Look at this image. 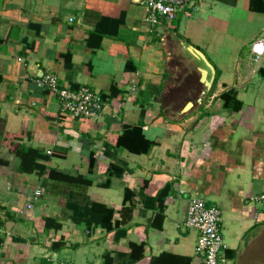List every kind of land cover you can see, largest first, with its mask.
<instances>
[{"label":"crops","instance_id":"obj_1","mask_svg":"<svg viewBox=\"0 0 264 264\" xmlns=\"http://www.w3.org/2000/svg\"><path fill=\"white\" fill-rule=\"evenodd\" d=\"M186 9L152 27L144 0H0L2 264H203L192 199L221 210L228 264H264V63L250 53L264 0ZM190 47L215 70L204 97ZM47 72L100 93L104 112L62 116ZM19 132L18 156L2 141ZM17 241L32 245L26 262Z\"/></svg>","mask_w":264,"mask_h":264},{"label":"built area","instance_id":"obj_2","mask_svg":"<svg viewBox=\"0 0 264 264\" xmlns=\"http://www.w3.org/2000/svg\"><path fill=\"white\" fill-rule=\"evenodd\" d=\"M196 1L199 5L203 2V0ZM144 3L148 9L146 22L152 27L158 25L161 19H171L183 11L191 15V12L186 9L189 7L190 0H144ZM250 53L254 61L264 63V36L253 42ZM38 83L43 89L58 97L62 116L79 120H94L104 112L107 105L100 93L86 86L71 90L62 85L59 77L51 72L44 74ZM41 195V189H37L33 197L37 198ZM255 200L260 204L264 213V193ZM221 222L222 215L218 207L209 206L200 199L190 201L186 226L199 231L196 253L203 257V264H228L226 256L228 246L221 232ZM49 264L68 263L53 261Z\"/></svg>","mask_w":264,"mask_h":264},{"label":"trees","instance_id":"obj_3","mask_svg":"<svg viewBox=\"0 0 264 264\" xmlns=\"http://www.w3.org/2000/svg\"><path fill=\"white\" fill-rule=\"evenodd\" d=\"M230 94H223L222 98L225 100V105L228 106V102L230 101ZM28 135L24 132H19L18 134H6L3 138V145L8 148L11 152L16 153V155H21L24 152V148L21 144V142L27 137ZM39 158V156H37ZM41 159H48V157H44V156H40ZM36 170H40V169H36ZM46 172V168H42L39 172V174L41 173H45ZM49 174V178L51 180H55L57 182H66V183H83L84 180L80 179V178H76V177H72L70 175L64 174L62 172H59L57 170H50L48 172ZM48 222V221H47ZM32 245L22 242V241H17L16 242V249H17V255L18 257L14 256L13 261H21V262H26L29 258V252L31 249ZM131 249L132 251L136 250V249H140L141 254L143 251V243L142 245H137L135 243L131 244ZM6 250V251H5ZM0 251H2L3 254H0V264L3 263V261L5 259L9 258V252L10 250L8 249V247L5 248V240L0 238ZM143 255V254H142ZM138 260V259H136Z\"/></svg>","mask_w":264,"mask_h":264},{"label":"water","instance_id":"obj_4","mask_svg":"<svg viewBox=\"0 0 264 264\" xmlns=\"http://www.w3.org/2000/svg\"><path fill=\"white\" fill-rule=\"evenodd\" d=\"M189 52L201 65V68H200L201 81L205 85V88H206L205 92L203 93V97H204L212 89L214 77H215V70L213 66L211 65V63L206 58V56L201 51L193 47H190ZM187 107H190V105H188Z\"/></svg>","mask_w":264,"mask_h":264}]
</instances>
